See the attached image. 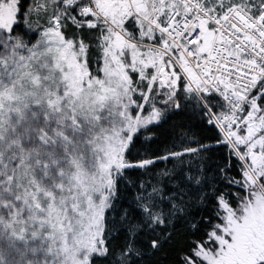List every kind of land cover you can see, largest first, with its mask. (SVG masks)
Returning a JSON list of instances; mask_svg holds the SVG:
<instances>
[{
  "label": "snow or ice",
  "instance_id": "6c2138e0",
  "mask_svg": "<svg viewBox=\"0 0 264 264\" xmlns=\"http://www.w3.org/2000/svg\"><path fill=\"white\" fill-rule=\"evenodd\" d=\"M0 264H264V0H0Z\"/></svg>",
  "mask_w": 264,
  "mask_h": 264
},
{
  "label": "trees",
  "instance_id": "16d2710c",
  "mask_svg": "<svg viewBox=\"0 0 264 264\" xmlns=\"http://www.w3.org/2000/svg\"><path fill=\"white\" fill-rule=\"evenodd\" d=\"M202 133L205 136H211V135H213V133L211 132V130H202Z\"/></svg>",
  "mask_w": 264,
  "mask_h": 264
}]
</instances>
